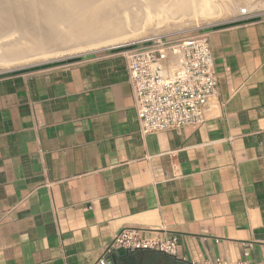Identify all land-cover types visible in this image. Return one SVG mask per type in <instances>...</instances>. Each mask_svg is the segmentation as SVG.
Returning <instances> with one entry per match:
<instances>
[{"label":"crops","instance_id":"0c3cea01","mask_svg":"<svg viewBox=\"0 0 264 264\" xmlns=\"http://www.w3.org/2000/svg\"><path fill=\"white\" fill-rule=\"evenodd\" d=\"M205 120L142 133L123 47L0 73V264H98L126 227L176 235L181 259L264 264V15L208 27Z\"/></svg>","mask_w":264,"mask_h":264},{"label":"built area","instance_id":"2783aa9c","mask_svg":"<svg viewBox=\"0 0 264 264\" xmlns=\"http://www.w3.org/2000/svg\"><path fill=\"white\" fill-rule=\"evenodd\" d=\"M208 26L164 35L153 33L121 43L129 59L140 131L144 134L201 124L218 90ZM118 249L155 252L181 259L176 235L126 227L105 247L98 264H113ZM218 264H224L218 259Z\"/></svg>","mask_w":264,"mask_h":264},{"label":"bare ground","instance_id":"6f19581e","mask_svg":"<svg viewBox=\"0 0 264 264\" xmlns=\"http://www.w3.org/2000/svg\"><path fill=\"white\" fill-rule=\"evenodd\" d=\"M146 1L0 0V68L9 69L40 59L60 58L132 41L134 38L125 37L126 29L140 21L127 18L125 14L145 11L140 6L146 7ZM149 1L155 4L158 14L164 11L172 17L187 14L206 20L220 18L225 4L229 5L232 0L227 3L226 0ZM236 1L241 13L258 5L253 0Z\"/></svg>","mask_w":264,"mask_h":264},{"label":"rangeland","instance_id":"374dc122","mask_svg":"<svg viewBox=\"0 0 264 264\" xmlns=\"http://www.w3.org/2000/svg\"><path fill=\"white\" fill-rule=\"evenodd\" d=\"M227 1L228 0H226L225 3H227ZM253 1H254V4H256V3L258 4L257 7L250 9V10L248 9L247 12L241 13L237 9V7H238L237 1L232 0L229 3V5L225 4L224 8L221 11L222 14H221L220 18H218V19H206V20L203 18H198L199 19L198 20L197 17L194 19V17L189 16L187 14H184L180 17H177V16L172 17L171 15L164 13V11L162 13L158 14L154 10L155 4L151 3L149 0H147L145 2V5L148 4L146 7L140 6L142 8V10L145 9V11L144 10L138 11L137 13L132 11V13H126L125 14L127 16V18H130V19L135 18L134 20L140 21V23H138L135 26L133 25L132 27H129V26L127 27V29H126L127 35L125 37H129L130 39H132V38L135 39V38L142 37V36L149 35V34H153V33H160V34H164V35H169V34L189 31V30H192L194 28L201 27V26L210 27L213 24L231 21V20H234L237 17H241V16L264 15V0H253ZM143 3H144V0H143ZM230 4H233V5H230ZM140 7H138V9ZM128 28L130 29V31L128 30ZM114 34H116V33L114 32ZM103 48H105V47H103ZM92 51H95V50H92ZM88 52H90V51H88ZM84 53H87V52H84ZM84 53L67 55V56L60 57V58L40 59L37 61H33L31 63H27L25 65H21V66L9 68V69L2 67V68H0V73L7 72V71L19 70V69L29 67V66H36V65L43 64L46 62H54V61H58L61 59H67V58L73 57L75 55L84 54Z\"/></svg>","mask_w":264,"mask_h":264}]
</instances>
